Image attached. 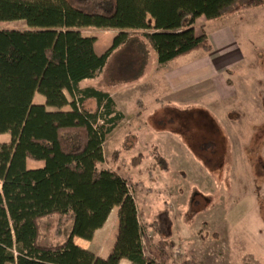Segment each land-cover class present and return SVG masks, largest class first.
<instances>
[{"label":"trees","instance_id":"16d2710c","mask_svg":"<svg viewBox=\"0 0 264 264\" xmlns=\"http://www.w3.org/2000/svg\"><path fill=\"white\" fill-rule=\"evenodd\" d=\"M260 5L262 0H0V23L25 25L0 29V136L11 137L0 143V264H171L165 251L146 255L143 240H150L128 182L103 167L104 144L124 118L112 90L141 83L153 51L159 64L211 51L206 34L196 32L198 19H226ZM88 28L118 34L98 55ZM102 77L107 88L82 86L102 84ZM37 95L46 104L35 103ZM199 111L194 135L182 131L181 137L213 170L225 163L230 145L210 113ZM211 151L220 152L219 161L206 157ZM152 154L169 172L158 148ZM29 160L44 166L30 169ZM201 200L214 206L211 196L196 193L190 210L202 213L195 209ZM115 208L118 233L107 259L75 243L93 241ZM56 215L69 223L68 237L44 244L40 223Z\"/></svg>","mask_w":264,"mask_h":264},{"label":"crops","instance_id":"0c3cea01","mask_svg":"<svg viewBox=\"0 0 264 264\" xmlns=\"http://www.w3.org/2000/svg\"><path fill=\"white\" fill-rule=\"evenodd\" d=\"M197 23L195 29L198 33ZM206 23L205 32L211 41V51H196L166 64H159L156 58L142 83L117 90L111 96L118 111L124 115L123 120L131 117L135 128L131 135L136 140V147L141 149L139 155L143 156L142 165L147 161L156 165L152 154L154 147L158 148L170 165V171L163 173L167 178H162L159 192L169 194L173 205L174 202L179 203L174 208L168 206L167 212L163 211L167 217L166 224L170 227L167 236L169 245L166 248L175 254L186 251L198 264H244L248 257H252L257 264H264V240L258 234L264 225L258 204L260 188H256L260 182L255 183L258 175L245 153V146L252 139H264V131L254 133V128L258 126L264 129V72H260V61L253 56L256 50L264 47V0L259 7L240 15L221 20L206 19ZM209 24L212 27H208ZM116 36L112 34L102 46L97 40V54H104ZM87 83L89 81L82 86H88ZM189 88L193 90L187 91ZM43 97L37 95L35 103L46 104V98ZM92 103L89 102L90 107ZM165 104H194L210 113L224 133L221 136L226 137L230 145L225 163L213 170L209 169L174 134L153 129L151 117L156 110H162ZM49 110L54 111L52 108ZM235 114L243 118H233ZM217 154L220 152L211 151L205 155L213 161H219ZM148 155L152 157L148 158ZM31 162L34 165L31 166ZM43 166V162L28 161L30 169ZM153 168L162 171L158 167ZM140 175L139 171L132 175V183L136 184L139 194L138 202L151 199L148 193L155 192L152 183L141 184ZM192 192L211 196L215 203L210 210L200 213L190 226V219L185 216L186 209H183L188 207ZM219 193L223 195L217 199L216 194ZM184 194H187V203L181 204ZM134 197L137 204V196ZM116 209L119 208L113 210L104 227L96 232L93 241L75 238V243L95 253L90 247L95 243L97 234L106 230ZM203 222L209 225L210 233H202L200 224ZM115 243L116 238L104 254L97 255L107 259ZM254 249H257L255 253ZM120 264L133 262L122 259Z\"/></svg>","mask_w":264,"mask_h":264},{"label":"rangeland","instance_id":"374dc122","mask_svg":"<svg viewBox=\"0 0 264 264\" xmlns=\"http://www.w3.org/2000/svg\"><path fill=\"white\" fill-rule=\"evenodd\" d=\"M197 22H198L197 23L198 33L206 34L205 32V28L207 24L206 19L203 18ZM208 27H212V24H209ZM24 28L25 25L23 22L0 23V29H24ZM206 31L209 33V35L211 34L208 28L206 29ZM85 32L90 35H95L97 37L99 46H102V43L103 45H105L106 42H108V38H110L112 34H118V31H107L97 28H88L85 30ZM208 40L209 42H211L210 39ZM263 52H264V47L260 48V50H256L253 54V56L260 61V64L258 65V69L260 70V72H264V59L262 58ZM156 58H157V54L153 51L149 71L151 70L152 64ZM149 73H147V75ZM147 75L145 79L147 78ZM105 82L106 81H104V78L102 77V84H101V80L90 81L87 84L89 85L92 84V85L100 86V88H105L106 87ZM191 90H193V88H189L187 91H191ZM112 91L115 92V90ZM35 102H37V100H35ZM167 105L168 104H165L162 110H156V112L151 117L152 119H155L156 122L154 120H153L154 122L151 121V126L153 125L152 128L155 129L157 132L160 131L161 133L174 134L176 137L179 138L181 142L184 143V140L181 137L182 131H188L192 135H194L198 118H200V117L196 118V114L200 111L198 107H196L194 104H190L186 106L177 105V104H170L168 106ZM94 107H95V103L93 102L91 104V108ZM69 109L70 107L65 108V110H69ZM115 109L116 111H118L116 104H115ZM200 115L203 116L204 118L205 116H208L205 114V112H203L202 114L200 113ZM130 118L131 117H127L126 120L123 119L120 120V122L117 124L118 127L108 137L106 143L104 144L103 150L106 158V163L103 165V167L119 172V174L124 179L127 180L131 193L134 196H137V205L139 206V211L141 213L140 221L145 231L146 237L149 238L150 240V243L148 245H146V241H144L146 255H149V253L153 252L154 250L165 251L167 254H169V256L171 255L170 256L171 264H184L185 261H189L190 264H195L197 262L196 259H194V257H192L189 253L186 254V251H184V253L180 252L178 254H175V252L172 253L168 248H166L169 245L167 241L168 240L167 236L169 235L170 227L169 225L166 224L167 217L163 215V211L167 212L168 206L170 205L172 208H174V205L178 204L179 201L174 202L173 205L171 203L172 200L169 197V194H166L165 192H159V184L162 183V178H164L165 176H166L165 178H167V175L163 174L165 171H163L162 169L161 170L163 172L156 171V169L153 168V166H155V168L156 167L160 168L157 165V161L154 155L153 157L155 159L156 165H154L153 163H149V161L145 162V164L142 165L143 156L141 154L139 155L141 149H138L136 147V142H135L136 140L132 139L131 134L133 130L135 131V128L133 126L132 120L130 121ZM233 118L242 119L243 116L240 114H235ZM101 123L103 124V122L99 121L98 124ZM155 124L158 127H161L160 130L154 127ZM262 131H264V129L263 128L260 129L259 126L254 128V133L258 134ZM10 139L11 137L9 134L1 135L0 143H7L10 141ZM245 149H246L245 153L248 159H250V162L258 175L257 176L258 180L255 179V183L260 182L256 188H260L259 191L261 195L259 196L258 204H259L260 215L264 220V139L262 140L252 139L250 143L247 146H245ZM150 156L151 155H148V158ZM32 165H34V163L31 162V166ZM138 168L140 169L138 170ZM136 171H139L141 173L140 175L142 178L141 184L152 183L155 186V192L153 194L148 193V196H150L151 199H146L138 202L139 194L136 190L137 187L136 184L132 183V175L135 174ZM147 174H150V176H148ZM168 178H170V176ZM194 194H196V192ZM194 194L192 192L191 195L192 198L189 201L188 207L187 208L185 207L183 209V210L186 209L185 216H187L190 219L189 220L190 222H188L189 223L188 225L190 226H192L195 223V220L199 215L198 213H195L193 210H190V207L192 206L191 204ZM221 194L222 193L216 194V198L218 199ZM186 195L187 194H184V197H181V204L187 203L185 199ZM206 201L201 200L199 205L195 206V209L197 210L198 208H200L202 212L206 211L205 209L210 207L208 201L207 202ZM210 209L211 207L209 208V210ZM118 211L119 209H116V214L112 215L106 230L103 232L101 230V232L97 234L95 243H92L90 248L95 251L96 255L104 254V252H106V249L108 250V248L111 247L112 243L115 241L118 231V227H117ZM40 226H41V242L44 244L58 245L65 242V240L68 237L69 223H66L65 220L62 219L60 216L56 215L53 217H48L46 219H43L40 223ZM190 226H187V228ZM178 227H180V225ZM200 227L202 228L203 234L210 233V227L205 222L200 224ZM258 234L261 237L263 236L262 238L264 240V225L262 226ZM263 240H261L260 244L263 243ZM256 251L257 249H254V253ZM244 264H257V263L252 257H248L244 260Z\"/></svg>","mask_w":264,"mask_h":264},{"label":"bare ground","instance_id":"6f19581e","mask_svg":"<svg viewBox=\"0 0 264 264\" xmlns=\"http://www.w3.org/2000/svg\"><path fill=\"white\" fill-rule=\"evenodd\" d=\"M129 88H130V87H129ZM123 119H124V118H123ZM100 122H103V121H102V120H100ZM138 210H139V209H138ZM144 241H145V240H143V244H144ZM101 258H102V257H101Z\"/></svg>","mask_w":264,"mask_h":264}]
</instances>
